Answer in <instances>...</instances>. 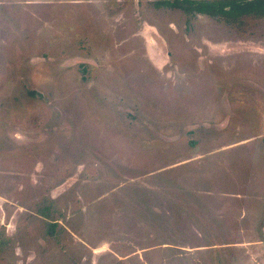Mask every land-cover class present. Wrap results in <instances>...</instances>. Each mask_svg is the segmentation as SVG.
<instances>
[{
	"label": "rangeland",
	"instance_id": "1",
	"mask_svg": "<svg viewBox=\"0 0 264 264\" xmlns=\"http://www.w3.org/2000/svg\"><path fill=\"white\" fill-rule=\"evenodd\" d=\"M155 1L0 0V264H264V17Z\"/></svg>",
	"mask_w": 264,
	"mask_h": 264
},
{
	"label": "trees",
	"instance_id": "2",
	"mask_svg": "<svg viewBox=\"0 0 264 264\" xmlns=\"http://www.w3.org/2000/svg\"><path fill=\"white\" fill-rule=\"evenodd\" d=\"M157 7L177 8L186 14H202L233 23L248 15L264 17V0H156Z\"/></svg>",
	"mask_w": 264,
	"mask_h": 264
}]
</instances>
